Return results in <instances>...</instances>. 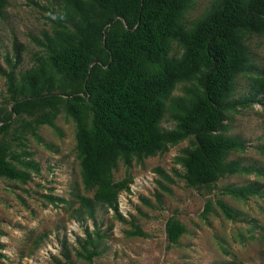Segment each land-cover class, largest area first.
I'll use <instances>...</instances> for the list:
<instances>
[{
  "label": "trees",
  "instance_id": "1",
  "mask_svg": "<svg viewBox=\"0 0 264 264\" xmlns=\"http://www.w3.org/2000/svg\"><path fill=\"white\" fill-rule=\"evenodd\" d=\"M192 2L60 0L51 10L50 32L31 36L39 46L32 65L15 73V53L12 64L6 55V69L0 67L4 80L0 122L8 120L0 124V177L25 184L31 173L39 172L27 150V136L40 142L38 126L56 130L54 119L63 113L74 127L80 184L90 193L74 194L78 216L93 217L99 204L121 219L117 195L128 191L131 176L126 172L114 181L112 171L118 162L127 169L133 159L139 162L185 139L188 145L174 158L182 173L173 172L185 186L208 188L225 175L253 174L254 181L223 185L219 193L237 200L264 194L263 183L257 180H264V166L229 158L245 145L226 133L224 122L237 107L264 99V64L251 69L245 43L248 35H264V0H210L187 25L184 13ZM6 3L0 0V15ZM172 44L180 49L177 57L171 55ZM245 72L250 74L248 90L234 98L235 78ZM180 82L189 85L180 96H171ZM165 112L174 124L162 129L159 123ZM256 150L264 156V140ZM154 171L160 180L172 182L160 168ZM160 180H156L160 190L169 192ZM159 196H154L157 203ZM44 197L50 204L65 202ZM212 208L207 200L202 214ZM214 208L231 221L240 215L220 198L214 200ZM129 224L126 235H145ZM163 230L168 244H175L185 231L172 216L165 219ZM100 239L98 229L85 232L74 256L91 262L99 253ZM68 254L62 243L63 260L54 259V264H74Z\"/></svg>",
  "mask_w": 264,
  "mask_h": 264
},
{
  "label": "rangeland",
  "instance_id": "2",
  "mask_svg": "<svg viewBox=\"0 0 264 264\" xmlns=\"http://www.w3.org/2000/svg\"><path fill=\"white\" fill-rule=\"evenodd\" d=\"M60 0H7L0 15V67L6 69L4 57L12 59L17 54L14 72L29 68L39 51L31 36L50 32L51 10L57 9ZM210 0H193L184 13L188 25L197 19ZM249 51V65L253 71L264 64V35L252 34L245 38ZM13 46L18 49L15 51ZM180 49L172 44L171 55L177 57ZM0 77V102L4 97V82ZM250 83V74L240 73L234 81L232 96L240 98ZM177 83L171 96H180L184 86ZM5 106V105H4ZM261 102L239 108L228 114L226 133L244 142L241 152H231L230 159L243 165L264 166V156L256 148L264 140V113ZM7 105L4 107L6 108ZM174 121L165 112L159 127H172ZM56 130L40 125L36 142L27 136L26 146L31 159L38 164L39 172L31 173L25 184L0 177V264H54L61 257L62 243L68 249V260L74 264H264V194L237 200L219 193L226 184H246L254 181L253 174H230L220 177L208 188H191L174 175L182 173L174 158L188 145L182 140L162 153L132 160L125 169L118 162L112 171L114 181L126 172L131 176L128 191L117 195V212L96 204L93 217L78 216L74 209L75 193L83 191L79 178V166L74 150L73 123L63 113L54 119ZM16 150H19L17 147ZM168 174L172 182L160 180L155 169ZM160 180L169 192L160 190ZM259 180L263 183L264 180ZM159 194L160 203L154 196ZM57 196L65 202L50 204L44 196ZM141 198L147 200L143 203ZM222 199L229 207L240 212L233 221L225 219L214 208V200ZM210 201L212 210L205 215L202 207ZM168 216L180 221L185 231L175 244H168L164 234V222ZM138 226L144 236L125 234ZM98 229L101 234L99 253L91 262L76 258L78 241L85 232Z\"/></svg>",
  "mask_w": 264,
  "mask_h": 264
},
{
  "label": "water",
  "instance_id": "3",
  "mask_svg": "<svg viewBox=\"0 0 264 264\" xmlns=\"http://www.w3.org/2000/svg\"><path fill=\"white\" fill-rule=\"evenodd\" d=\"M12 117H14V115H12ZM6 121H8V120H6ZM6 121H1L0 124L3 123V122H6Z\"/></svg>",
  "mask_w": 264,
  "mask_h": 264
}]
</instances>
